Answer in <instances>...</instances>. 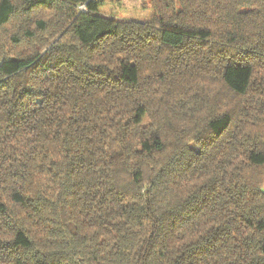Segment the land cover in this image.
<instances>
[{"label": "trees", "instance_id": "trees-1", "mask_svg": "<svg viewBox=\"0 0 264 264\" xmlns=\"http://www.w3.org/2000/svg\"><path fill=\"white\" fill-rule=\"evenodd\" d=\"M149 4L0 0V264H264V0Z\"/></svg>", "mask_w": 264, "mask_h": 264}, {"label": "rangeland", "instance_id": "rangeland-1", "mask_svg": "<svg viewBox=\"0 0 264 264\" xmlns=\"http://www.w3.org/2000/svg\"><path fill=\"white\" fill-rule=\"evenodd\" d=\"M100 3L98 14L116 21L150 20L155 10L150 6L149 0H96ZM137 117L148 123L146 113L139 111Z\"/></svg>", "mask_w": 264, "mask_h": 264}, {"label": "built area", "instance_id": "built-area-1", "mask_svg": "<svg viewBox=\"0 0 264 264\" xmlns=\"http://www.w3.org/2000/svg\"><path fill=\"white\" fill-rule=\"evenodd\" d=\"M80 9H81V11H87V9H86V4H82V5L80 6Z\"/></svg>", "mask_w": 264, "mask_h": 264}]
</instances>
